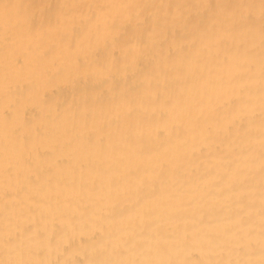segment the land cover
Segmentation results:
<instances>
[{
	"label": "bare ground",
	"instance_id": "obj_1",
	"mask_svg": "<svg viewBox=\"0 0 264 264\" xmlns=\"http://www.w3.org/2000/svg\"><path fill=\"white\" fill-rule=\"evenodd\" d=\"M0 264H264V0H0Z\"/></svg>",
	"mask_w": 264,
	"mask_h": 264
}]
</instances>
